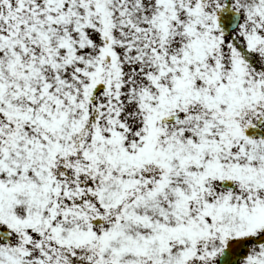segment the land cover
Segmentation results:
<instances>
[{
  "label": "snow or ice",
  "instance_id": "1",
  "mask_svg": "<svg viewBox=\"0 0 264 264\" xmlns=\"http://www.w3.org/2000/svg\"><path fill=\"white\" fill-rule=\"evenodd\" d=\"M0 264H264V0H0Z\"/></svg>",
  "mask_w": 264,
  "mask_h": 264
}]
</instances>
